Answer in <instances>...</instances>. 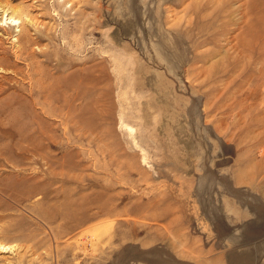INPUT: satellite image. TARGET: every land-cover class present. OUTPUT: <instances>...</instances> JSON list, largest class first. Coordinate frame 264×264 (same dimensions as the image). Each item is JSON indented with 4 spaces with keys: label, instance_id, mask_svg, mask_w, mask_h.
<instances>
[{
    "label": "rangeland",
    "instance_id": "374dc122",
    "mask_svg": "<svg viewBox=\"0 0 264 264\" xmlns=\"http://www.w3.org/2000/svg\"><path fill=\"white\" fill-rule=\"evenodd\" d=\"M0 4V264H264V0Z\"/></svg>",
    "mask_w": 264,
    "mask_h": 264
},
{
    "label": "bare ground",
    "instance_id": "6f19581e",
    "mask_svg": "<svg viewBox=\"0 0 264 264\" xmlns=\"http://www.w3.org/2000/svg\"><path fill=\"white\" fill-rule=\"evenodd\" d=\"M1 5V4H0ZM2 8V7H1ZM3 10V9H2ZM12 11V10H11ZM12 16V15H11ZM11 18H14V17H11ZM12 20V19H11ZM29 21V20H28ZM31 21V20H30ZM29 21V22H30ZM0 249H2L1 251H3V249H4V246H0Z\"/></svg>",
    "mask_w": 264,
    "mask_h": 264
}]
</instances>
